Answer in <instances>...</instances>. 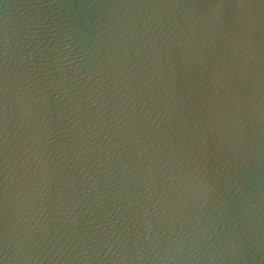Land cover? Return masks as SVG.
I'll use <instances>...</instances> for the list:
<instances>
[{"label":"water","instance_id":"1","mask_svg":"<svg viewBox=\"0 0 264 264\" xmlns=\"http://www.w3.org/2000/svg\"><path fill=\"white\" fill-rule=\"evenodd\" d=\"M0 264H264V0H0Z\"/></svg>","mask_w":264,"mask_h":264}]
</instances>
